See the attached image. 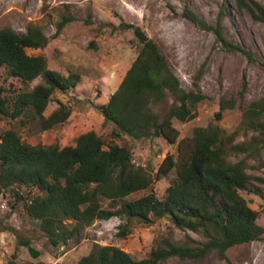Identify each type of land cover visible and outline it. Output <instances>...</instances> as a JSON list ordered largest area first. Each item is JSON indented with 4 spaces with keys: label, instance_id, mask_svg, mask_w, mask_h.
Listing matches in <instances>:
<instances>
[{
    "label": "trees",
    "instance_id": "obj_1",
    "mask_svg": "<svg viewBox=\"0 0 264 264\" xmlns=\"http://www.w3.org/2000/svg\"><path fill=\"white\" fill-rule=\"evenodd\" d=\"M233 1L237 11L247 12L264 26V2ZM228 8L225 6L220 12L216 26H210L190 10H186V17L213 33L224 49L241 52L253 61L244 47L226 37L222 19L231 15ZM60 17L57 34L75 21L68 10ZM129 28L140 42V50L118 90L107 104L99 107V112L105 123L116 126L113 136L163 138L169 144H178L177 155L168 154L154 176L134 163L130 146L108 144L94 131L78 136L74 145L66 147L58 142L33 145L14 127L2 132L4 120L19 123L28 135L66 123L71 107L59 102L49 115L46 111L56 92L67 93L80 81L75 74L64 76L50 69L43 55L29 53L44 50L50 43L40 25L30 24L25 34L4 28L0 30V69L4 68L19 86L11 84L7 88L0 84V196L7 190L14 191L13 205L23 203L27 216L38 223L55 246L80 237L96 221L114 217L136 219L146 225L162 218H169L172 223L170 234L156 241L145 259L137 260L118 247L95 244L77 264H163L172 258L199 260L213 252L227 259L231 249L259 241L264 235L258 212L241 194L264 199V178L247 171V160L264 148V97L244 104L242 91L238 104L237 99L223 96L215 118L220 121L225 112L238 108L242 120L237 130L229 134L210 125L179 140L180 131L174 120L186 123L195 119L198 104L207 96L196 89L182 88L157 44L140 27ZM169 99L173 104L160 117L156 110L167 105ZM241 135L245 139L236 142ZM240 154L245 155L243 160L230 159ZM162 179H169L170 186L159 198L154 185ZM17 187L28 192L22 194ZM34 190L39 194L35 195ZM143 191L149 193L115 207L117 201ZM105 201L110 202V207L103 206ZM173 228L199 234L206 242L187 234L184 241L175 243ZM20 245L29 248L35 259L40 257L30 240H23Z\"/></svg>",
    "mask_w": 264,
    "mask_h": 264
},
{
    "label": "rangeland",
    "instance_id": "obj_2",
    "mask_svg": "<svg viewBox=\"0 0 264 264\" xmlns=\"http://www.w3.org/2000/svg\"><path fill=\"white\" fill-rule=\"evenodd\" d=\"M225 6L231 13L222 19L226 37L244 47L253 61L241 52L224 49L213 33L201 29L186 17V10H190L210 26H216ZM66 10L75 21L57 34L60 16ZM30 24L40 25L50 37V43L44 50L29 53L43 55L49 68L64 76L75 74L80 78L76 88L67 93L56 92L46 111L49 115L59 107V102L66 104L72 109L66 123L44 133L33 131L28 135L19 123L4 120L2 132L14 127L33 145L58 142L61 147H66L74 145L78 136L94 131L108 144L130 146L134 163L154 176L168 154L177 155L178 144H169L163 138L113 136L116 126L105 123L99 112V107L107 104L118 90L140 50L141 44L129 28L132 25L140 27L157 44L182 88L196 89L207 96L198 104L195 119L186 123L174 120V126L180 131L179 140L190 138L195 129L210 125H217L229 134L237 130L242 120L238 108L225 112L220 121L215 118L223 96L237 99L238 104L242 91L244 104L264 97V26L247 12L237 11L233 0H0V30L11 28L25 34ZM0 84L7 88L11 84L19 86L4 68L0 69ZM172 104L173 100L169 99L168 104L160 105L156 112L162 117ZM244 139L242 135L238 136L236 142ZM244 158L245 155L240 154L232 155L230 159L238 162ZM247 171L264 178V148L259 155L247 160ZM169 186V179L156 181L154 192L163 198ZM261 187L264 192V185ZM19 190L22 194L28 192L23 187ZM33 193L37 195L39 191ZM148 193L139 192L117 201L115 207ZM241 194L258 212V224L264 229V199L246 192ZM13 204L14 191L7 190L0 196V264H77L90 254L95 244L118 247L142 260L148 257L156 241L168 236L173 227L169 218L156 219L154 224L146 225L136 219L114 217L96 221L84 229L80 237L66 245L55 246L38 223L27 216L24 204ZM109 204L105 201L103 206L110 207ZM172 230L175 243L184 241L187 234L206 242L199 234ZM123 232L125 236H122ZM23 240L31 241V247L41 254L39 258L35 259L29 248L20 245ZM163 264H264V235L259 241L231 249L227 259H221L213 252L199 260L172 258Z\"/></svg>",
    "mask_w": 264,
    "mask_h": 264
}]
</instances>
